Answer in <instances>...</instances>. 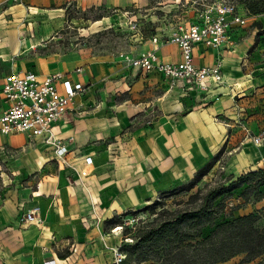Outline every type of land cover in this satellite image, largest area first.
<instances>
[{"label": "rangeland", "instance_id": "obj_1", "mask_svg": "<svg viewBox=\"0 0 264 264\" xmlns=\"http://www.w3.org/2000/svg\"><path fill=\"white\" fill-rule=\"evenodd\" d=\"M199 1L206 2V0ZM232 1L238 3L239 0ZM190 3V0H146L144 4L126 8L128 15L122 11V17L116 16L119 12L114 9L93 7L80 10L73 4L57 8L62 10V16L56 20H49L43 12L38 11L32 16L31 30H25L27 28L26 17H21L18 22L21 32H17V40L22 43L27 37L34 41L33 48L29 49L23 44L20 53L13 54L10 60L4 63L23 66L27 62H32V59L36 57L52 54H69L74 58L108 57L109 59H116L121 53L136 55L140 47L146 43L141 36L144 38L150 36L154 33L155 27L161 26H158L159 24H165L164 31L173 28L181 13L185 15L182 20H187L190 17ZM104 18L107 20L102 25L92 28V24ZM7 20H12L11 15ZM9 25L8 29L15 28ZM44 26L52 28L49 35L42 36ZM259 31L258 29V33ZM1 63L3 62L0 60ZM138 80H140L139 76H134L129 82ZM109 81V78H104L101 80V85L90 93L94 104H87L82 113L89 112L92 117L101 119L103 115L99 112L100 90L105 89ZM150 88L153 87L143 81V86L137 93L145 96L142 100L149 101L138 102L136 104L140 109L138 114L131 118L122 130L105 136L107 138L104 144L116 143L111 151L112 163L120 159L123 154L129 159L126 165L128 172L124 181L115 187L113 194H110V201L116 200L117 196L123 193L128 194L137 190H143V195L151 196L152 199H145L146 204L141 208H132L117 214L108 212V204L103 203L101 210L104 213L99 218L96 216L94 220L90 212L67 211L64 208L63 212L56 211L54 217L43 218L44 223L39 222V232L50 233L55 238L56 245H52V250L57 254L68 256L69 249L72 248L73 251L76 249L75 243L80 246H90V249L97 251L99 247L96 237L102 239V236L105 239L114 237L117 242L116 246H122L125 242L122 236L125 226L129 224L138 227L140 225L138 220L147 221L148 213L140 210L155 201L159 203V206L165 201V207L173 210L176 208V203L186 201L188 196L198 191L205 194L212 189L228 186L239 176L258 170L264 171V167L251 169L262 161L257 150L264 146V137L260 147L252 145L246 142L248 140L245 139L241 127L243 124L252 137L264 132V119L257 116L259 113H264V104L255 93L251 92L244 96L247 102L238 109L239 116L237 114V119L233 122V132L228 128V136L234 138L232 142L229 138H225V142L221 145L214 146L208 142L204 128L197 125L199 120L186 118L187 114L193 110L192 107L184 105L176 111L166 100L156 99V103L159 101L158 104L148 103L153 97L146 95L149 94ZM153 94L156 98L163 97L158 90H154ZM249 120L252 124H248ZM137 128L140 129L139 132L134 133ZM15 141L25 142L26 138L20 136ZM165 163H167V168H163ZM206 165H209V169L205 176L188 190L198 171ZM162 169L166 171L163 172ZM111 172L112 169L108 171L109 174ZM54 174L48 153L32 140H28L23 145L13 144L12 148L0 154V210L7 206L11 215L7 224L0 229V264H32L34 262L36 256L34 250L37 246V239L41 235L30 238L28 232L31 226L26 228L23 226L25 224L16 220V207L20 203L28 205L32 200V192L36 191L39 186L53 181ZM245 188L244 185L221 196L216 201L224 205L223 213L218 215L216 222L228 220L229 215L235 217V212L239 214L240 211H252V213H259L261 216L259 225L264 226V207L255 208L257 202L250 199L251 201L245 204L240 198V193ZM158 210L159 208L156 211ZM127 212L128 214H125ZM121 215L123 217L119 218ZM115 228H120L118 233H113ZM208 233L209 230L204 231L205 235ZM101 246L103 250H108L103 243ZM94 251L91 250V255ZM108 261L110 262L111 259ZM236 261L237 259H234L232 262Z\"/></svg>", "mask_w": 264, "mask_h": 264}, {"label": "crops", "instance_id": "obj_2", "mask_svg": "<svg viewBox=\"0 0 264 264\" xmlns=\"http://www.w3.org/2000/svg\"><path fill=\"white\" fill-rule=\"evenodd\" d=\"M13 2L12 0H0V60L3 62L0 64V90L4 77L18 71H31L38 76L60 72L66 75V80L79 82L85 88L83 93L73 99L66 115L53 127V133L57 138L66 143L71 140L68 145L69 153L66 155L69 168L57 166L53 160V150L43 144L41 139H33L25 134L1 137L0 154L5 153L10 147L12 148L13 144L23 145L28 140H32L48 153L49 161L55 171L53 181L39 186L36 191L32 192V200L28 205L25 206L20 203L16 207V220H19L23 213L34 208L39 209L38 216L41 223H44L43 218L45 217L47 219L54 217L56 211L63 212V208L67 211L90 212L92 214L91 218L94 220L104 213L101 210L103 203L108 204V212L111 211V213L117 214L128 209L141 208L146 204L145 199H152L151 196L143 195V190H137L128 194L123 193V195L117 196L116 200L112 198L113 200L110 201V194H113L115 187L124 181L128 172L126 165L129 159L128 156L123 154L120 159L112 163L111 151L115 148L116 143L104 144L107 138L105 136L122 130L127 126L129 120L138 114L140 111L136 106L138 102L149 101L147 99L142 100L145 96L137 93L139 88L143 86V81L147 82L148 86L155 88H150L149 94H146L153 96L151 102L148 103L158 104L159 101L156 103V99L166 100L176 111L184 105L192 107L193 110L187 114L186 118L199 120L197 125L202 129L204 128L208 136V142L214 146L221 145L225 142V138H229L230 142L234 139L233 136H228V128L233 132V122L239 116L238 109L246 105L247 102L244 99L245 95L253 92L258 99H262L261 102L264 104V15L250 18L242 27H234L229 42L218 51L198 45L194 49V63L197 66H210L220 60L224 82L219 86L212 85L206 92L182 93L178 88L169 89L168 81L161 74L157 72L144 73L138 69L129 68L118 57L116 59H109L108 57L74 58L69 54H52L45 57H36L32 59V62H27L23 66L4 63L8 62L13 54L20 53L23 44L29 49L33 48V40L27 37L22 43L17 40V32H21V27L18 26L21 17L27 18V28L25 30L28 31L32 27V16L37 14L38 11L43 12V15L47 16L49 20H56L62 16V10L57 8L73 4L80 10L93 7L114 9L119 12L116 16L122 17L121 13L126 12V8L144 4L146 0H18L14 4ZM9 15L12 17L10 21L7 20ZM191 16L190 13L187 20H190ZM184 17L185 15L181 13L177 20H182ZM106 20L104 18L95 22L92 24V28L102 25ZM157 22L162 23L161 21ZM8 24H10L9 27L15 28L8 29ZM158 26L160 27L154 29V33L157 32L158 35H168L172 29L168 28L164 31L165 24H159ZM258 29L260 30L259 33ZM51 32V27L44 26L41 34L42 36L44 34L49 35ZM142 40H145L146 43L140 47L138 53L136 55L130 53L129 55L136 57L153 48L149 36L143 37ZM157 54L165 63H178L180 61L179 48L176 45L165 43L162 39ZM108 61L112 63H107ZM76 69L81 71L76 73ZM134 76H139L140 80L129 82ZM104 78H109L110 81L105 85V89L100 90L99 112L103 116L99 120L95 116L92 117L89 112L82 113V111L86 109L87 104H94V99L90 93L101 85V80ZM154 90L160 91L163 97L156 98L153 94ZM6 108L7 103L0 93V109ZM104 116L105 118H103ZM257 116L264 119V113H259ZM248 124H252L251 120L248 121ZM241 127L242 130L245 128L243 124ZM139 130L137 128L134 133L139 132ZM20 136H25L26 141L21 143L15 141ZM257 152L261 155L262 161L251 167L252 170L257 167H264V146ZM88 157L92 160L89 166L85 163V158ZM163 166V168H167V163ZM240 166L243 167V165ZM82 169H86L88 174L80 181L74 171L78 172ZM110 169H112L111 174L108 173ZM162 170L163 172L166 171V169ZM69 178L72 183L68 182ZM257 207H264V198L262 201L257 202L255 208ZM249 208L252 207L249 206ZM240 212L239 214L235 212L234 216L239 217L252 213V211ZM10 217L9 207L5 206L0 210V229L7 224ZM23 226L26 228L31 226L28 232L31 239L41 235L37 239V246L34 250L36 256L32 264L113 263L111 253L117 247L114 237L109 239H105L103 236L102 239L96 237L97 246L99 247L97 251H94L93 248L90 249V246H80L75 243L76 249L74 251L72 248L69 249L70 254L63 260L59 259L57 253L52 250V245H56L55 238L50 233L39 232V223ZM101 243L108 250H103ZM91 250L94 251L93 255H91ZM109 259H111L110 262Z\"/></svg>", "mask_w": 264, "mask_h": 264}, {"label": "built area", "instance_id": "obj_3", "mask_svg": "<svg viewBox=\"0 0 264 264\" xmlns=\"http://www.w3.org/2000/svg\"><path fill=\"white\" fill-rule=\"evenodd\" d=\"M190 2V20L175 22L168 35H158L157 32L150 35L149 41L153 45L150 51L136 57L121 53L118 58L129 68L161 74L168 81L169 89L178 88L182 93L206 92L212 85L223 84L222 63L217 60L210 66H197L194 63V49L203 45L215 51L220 50L229 42L234 27L244 26L255 16L232 0ZM124 14L128 15L127 12ZM161 39L179 48L178 63H165L159 58L157 50ZM80 71L75 70L76 73ZM65 76L60 72L38 76L31 71H18L4 77L0 93L7 108L0 109V139L15 134L41 139L43 144L53 150V160L57 166L69 168L66 155L69 153L68 145L71 140L66 143L57 138L53 127L66 115L73 99L83 93L85 88L79 82L66 80ZM243 130L246 140L257 146L261 144L264 132L252 137L249 130ZM91 162L90 157L85 158L87 166ZM74 172L79 180L88 174L86 169ZM68 182L72 183V180L69 178ZM38 212V208L31 209L23 213L19 221L22 224L39 223ZM124 240L131 242L129 239ZM119 248L120 246L112 250L113 264H120L124 259Z\"/></svg>", "mask_w": 264, "mask_h": 264}, {"label": "trees", "instance_id": "obj_4", "mask_svg": "<svg viewBox=\"0 0 264 264\" xmlns=\"http://www.w3.org/2000/svg\"><path fill=\"white\" fill-rule=\"evenodd\" d=\"M237 4L252 16L264 15V0H239ZM207 169L209 165L198 171L188 190L205 176ZM244 185L240 193L243 203L261 201L264 171L239 176L228 186L205 194L198 191L176 203L173 210L165 207V201L161 206L155 201L140 210L148 213L149 219L138 220V227L127 224L123 229V239L131 242L120 246L124 255L120 264H264V226L259 225V213L229 215L228 220L216 222L224 209L216 201ZM205 230H209L206 235ZM57 257L64 260L67 256ZM234 259L237 261L232 262Z\"/></svg>", "mask_w": 264, "mask_h": 264}, {"label": "bare ground", "instance_id": "obj_5", "mask_svg": "<svg viewBox=\"0 0 264 264\" xmlns=\"http://www.w3.org/2000/svg\"><path fill=\"white\" fill-rule=\"evenodd\" d=\"M119 229H120V228H116V229L114 230V232L118 233Z\"/></svg>", "mask_w": 264, "mask_h": 264}]
</instances>
